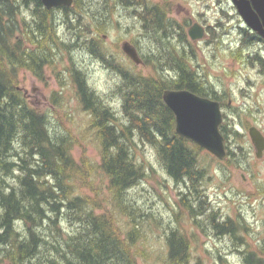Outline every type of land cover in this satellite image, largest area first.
Instances as JSON below:
<instances>
[{
  "label": "trees",
  "instance_id": "16d2710c",
  "mask_svg": "<svg viewBox=\"0 0 264 264\" xmlns=\"http://www.w3.org/2000/svg\"><path fill=\"white\" fill-rule=\"evenodd\" d=\"M80 3L81 0H74L71 7L49 9L42 0H0V261L138 264L133 249L141 239L136 210L131 211L132 207L125 200L127 191L145 175L134 153L139 141L151 144L169 175L185 185L187 195L184 194L182 200L197 226L201 227L200 218L206 215L217 234H229L236 243L242 241L239 222L220 221L215 210L207 214L208 204L200 189L208 172L199 160L198 150L203 148L176 133L175 115L162 98L163 89L171 87L208 94L196 74L185 65L182 54L178 53L181 58L175 55L174 65L168 64L180 72L179 77L170 80L140 77L134 81L121 65L124 120L88 84L84 71L72 64L79 99L90 116V126L96 130L99 162L77 161L72 154L76 140L68 132L53 134L48 115L30 104L17 87L18 70L25 67L39 76L54 58L53 45L59 25L76 30L102 29V15H94L92 24L74 12ZM58 9L62 14L55 13ZM159 12L158 16L164 17L163 12ZM143 17L145 24L150 22L148 16ZM242 30L247 32V29ZM27 42L32 47L27 46ZM83 42L95 57L102 60L110 57L96 38ZM73 43L81 42L77 39ZM59 46L68 48L63 42ZM258 60L263 61L260 57ZM107 62L117 68L116 64ZM159 68L164 72L170 67L159 64ZM224 129H228L225 124ZM229 152L234 154L235 151ZM98 173L107 179L113 209L130 217L131 226L123 231L109 210L97 212L104 201L101 190L88 195L79 192L75 185L76 180L82 186L93 188ZM63 219H68L73 228L67 229ZM167 246L165 264L190 263L191 240L181 230H171ZM245 249L247 264H264L261 256L264 240L259 251Z\"/></svg>",
  "mask_w": 264,
  "mask_h": 264
},
{
  "label": "rangeland",
  "instance_id": "374dc122",
  "mask_svg": "<svg viewBox=\"0 0 264 264\" xmlns=\"http://www.w3.org/2000/svg\"><path fill=\"white\" fill-rule=\"evenodd\" d=\"M131 4L144 10L142 18L133 13L134 6L128 7ZM74 10L92 24L94 15H102V29L89 26L87 30L80 25L83 29L76 30L59 25L54 58L39 76L25 67L18 70L17 87L30 104L48 115L53 134L68 132L76 140L72 154L77 161L99 162L96 130L90 126V116L79 99L72 64L84 71L88 84L124 120L121 65L134 81L140 77L168 80V73L171 75L174 70L163 72L159 64L172 67L178 53L182 54L207 93L223 102L221 129L227 137L228 150L235 151L221 160L204 148L198 150L200 163L208 168L200 188L208 204L207 214L215 210L220 221L239 222L242 225L239 236L243 239L236 243L229 234H217L206 215L200 218L201 227L197 226L182 200L187 195L185 185L169 175L151 144L139 141L134 153L145 175L127 191L125 200L131 211L136 210L141 235L133 247L137 263L165 264L167 236L171 230L179 229L191 240L189 264H247L245 248L259 251L264 240V154L256 155L248 131L255 125L264 133V63L256 65L257 47L244 48L241 27L245 23L232 0H81ZM159 11L164 17L158 16ZM55 13L59 15L62 11L58 9ZM143 16H148L150 22L145 24ZM195 22L207 27V35L201 40H192L188 34ZM93 38L106 47L102 50L112 58L102 60L90 53L83 40ZM77 39L80 44L73 43ZM126 40L138 47L145 63H136L124 52L122 45ZM62 42L68 48L60 49ZM26 45L32 47L28 42ZM224 124L228 129H224ZM74 182L81 193L92 195L94 190H101L104 201L97 212L109 210L122 231L131 226L128 214L113 209L107 179L102 173L95 176L93 188ZM62 222L67 229L73 228L68 219ZM261 256L264 258V252Z\"/></svg>",
  "mask_w": 264,
  "mask_h": 264
},
{
  "label": "water",
  "instance_id": "95a60500",
  "mask_svg": "<svg viewBox=\"0 0 264 264\" xmlns=\"http://www.w3.org/2000/svg\"><path fill=\"white\" fill-rule=\"evenodd\" d=\"M246 24L264 37V0H232ZM47 8L72 6L74 0H42ZM193 40L204 37V27L194 23L188 30ZM124 51L137 63L141 62L136 47L129 41L123 43ZM164 102L175 115V131L202 148L224 159L228 156L226 138L221 131L223 111L220 101L201 96L187 88H165ZM250 137L256 148V155L264 154V134L255 125L249 128ZM0 264H14L0 261Z\"/></svg>",
  "mask_w": 264,
  "mask_h": 264
},
{
  "label": "flooded vegetation",
  "instance_id": "af4514ba",
  "mask_svg": "<svg viewBox=\"0 0 264 264\" xmlns=\"http://www.w3.org/2000/svg\"><path fill=\"white\" fill-rule=\"evenodd\" d=\"M235 5V4H234ZM131 6H134V10H133V13H135V14H137V16H140L141 15V13H145L144 12V10L143 9H141L139 6H137V5H133V4H131V5H129L128 7L130 8ZM236 6V5H235ZM236 9H237V6H236ZM238 10V9H237ZM140 18H142V16H140ZM244 21V20H243ZM195 23H199V22H195ZM244 27H241V29H247V32H244L243 30H242V33H243V46H244V48L246 47V46H249V47H251V46H254V47H257V51H256V53H255V55H258L260 58H261V60H263V63H264V53H262V51H263V49H264V37H262L257 31H255L254 29H252L251 27H249L247 24H246V22L244 21ZM194 24V23H193ZM204 26V25H203ZM204 37H206V35H207V27L206 26H204ZM203 37V38H204ZM202 38V39H203ZM247 38V39H246ZM249 38L251 39L252 38V41H248L249 40ZM254 39V40H253ZM134 44V43H133ZM135 45V44H134ZM136 46V45H135ZM136 48H137V51H138V54L140 55V57L142 58V62L141 63H145V57L140 53V51H139V49H138V47L136 46ZM184 52H186V50H184ZM156 58V54H154V56H153V59H155ZM250 57H248V59H249ZM251 59V58H250ZM133 60V59H132ZM149 60V59H148ZM255 61V59H252V62H254ZM256 61H257V63H256V65L257 64H259V60H258V58L256 59ZM140 63V64H141ZM185 65H187V64H185ZM260 65V64H259ZM188 66V65H187ZM170 69H173L174 70V73L173 74H169L168 73V75L170 76V78H177V77H179V75H180V72H179V70L178 69H175V68H171L170 67ZM197 94H199V93H197ZM199 95H201V96H206V97H209V98H211V99H213V100H218V101H220V104H221V108H222V111H223V107H222V105H223V102L221 101V100H219V99H216V98H213L212 96H211V94H207V95H203V94H199ZM229 103H231V100L229 99ZM264 134V133H263Z\"/></svg>",
  "mask_w": 264,
  "mask_h": 264
}]
</instances>
